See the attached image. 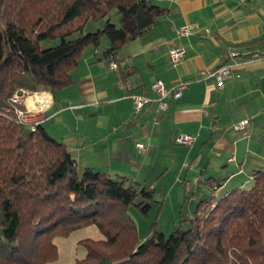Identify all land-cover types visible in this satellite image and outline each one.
<instances>
[{"label": "trees", "instance_id": "obj_1", "mask_svg": "<svg viewBox=\"0 0 264 264\" xmlns=\"http://www.w3.org/2000/svg\"><path fill=\"white\" fill-rule=\"evenodd\" d=\"M167 11L152 0H0V264H52L54 238L90 225L103 237L83 239L87 253L76 264H264V168L250 185L202 199L188 228L142 237L130 207L148 214L154 188L91 166L79 171L44 123L18 118L17 88L56 93L74 83L87 46L108 39L99 57L116 61Z\"/></svg>", "mask_w": 264, "mask_h": 264}, {"label": "crops", "instance_id": "obj_2", "mask_svg": "<svg viewBox=\"0 0 264 264\" xmlns=\"http://www.w3.org/2000/svg\"><path fill=\"white\" fill-rule=\"evenodd\" d=\"M152 1L168 11L142 36L127 42L122 54L118 51V68L99 57L108 42L103 49L89 45L73 71L74 83L56 93L28 96L22 104L44 108L42 123L69 146L78 166L110 173L115 161L141 166L165 149L169 153H163V163L155 162L162 174L169 171L168 166L160 168L178 145L186 148L179 159L185 180L203 181L204 194L219 197L251 184L253 171L264 168V0ZM191 23L198 28L178 33ZM174 46L185 50L177 64L169 56ZM225 62L231 63V76L219 88L215 77L205 72ZM156 79L167 86L179 80L189 83L180 97L168 98L164 113L158 112L155 100L136 111L129 94L155 98L151 84ZM244 118H250V137L235 129ZM179 133L195 139L177 144L174 137ZM114 170L116 176H127Z\"/></svg>", "mask_w": 264, "mask_h": 264}, {"label": "rangeland", "instance_id": "obj_3", "mask_svg": "<svg viewBox=\"0 0 264 264\" xmlns=\"http://www.w3.org/2000/svg\"><path fill=\"white\" fill-rule=\"evenodd\" d=\"M109 16L115 23H118L120 16L116 13V10H113ZM105 21L106 18L98 21H89L84 32L95 31L103 27ZM78 35L79 33H74L72 37H77ZM107 42L108 39L103 40L100 45L101 49L106 47L105 45H107ZM52 44H54V42H48L46 45ZM121 52L122 50H120V54H122ZM103 63L107 64V60L105 59ZM105 69L107 70L106 67ZM112 75L114 76L115 72H113ZM105 77L104 82L105 85H107V73ZM32 96L34 97L36 94H32ZM26 108L36 111L40 110L42 107L33 106L24 107L23 109ZM104 109L107 113V103ZM41 111L44 113V108H42ZM185 149V146L177 145L176 149L170 153L172 156L168 157L167 164L160 168L164 170L168 166L169 171L165 169L162 174H160L162 170H159V167L157 168L155 162L158 161L157 163H163V161L160 160L163 157V153H169L165 149L164 152L157 154L155 158H152V161L145 165L142 164L139 166L137 163L133 162L125 165H118L116 161L111 165V167H113V170L110 172L112 176H116L117 173L114 169L117 168L120 171L126 172L128 177L141 183L146 188L155 189L154 199L150 201L151 207L148 214L143 213V211L134 204L130 207L131 216L135 220L139 234L142 237L155 231H161L169 235L173 229L180 225L184 229L188 228L189 222L185 219L188 216H193L198 203L208 196V194L202 192L204 186L200 187L203 181H198L197 178L193 177L191 180H185L184 178L185 171L182 172L179 159ZM180 150L183 151L180 153ZM84 167L83 164H79V171H82ZM165 171L168 172L165 174ZM248 185L250 184H247V186ZM102 237L103 234L96 225L76 229L68 236H56L54 242L58 247V259L52 264H76L77 259L83 258L87 253L86 247L81 241L85 238L99 239Z\"/></svg>", "mask_w": 264, "mask_h": 264}, {"label": "built area", "instance_id": "obj_4", "mask_svg": "<svg viewBox=\"0 0 264 264\" xmlns=\"http://www.w3.org/2000/svg\"><path fill=\"white\" fill-rule=\"evenodd\" d=\"M197 28L198 25L196 23L186 24L178 29V33L180 35H186L191 33ZM184 55H185V50L179 46H174L169 50L170 59L174 64H177L179 61H181ZM229 55L235 56L236 52H229ZM110 65L112 68H118V63L115 60L110 61ZM128 69L131 71L132 67H129ZM205 73L207 76H214L215 79L217 80L219 88H222L225 82L231 76V63L225 62L220 66H218L217 68H215L214 70L207 71ZM188 83H189L188 80H179L178 82L170 86H167L162 79H156L151 84V87L156 94L155 98H151L141 93H131L129 94V97L136 111L143 110L147 106V104L155 100L157 102L158 112L164 113L169 107L168 98L180 97L183 90L187 87ZM32 94H36V93L35 92L32 93L25 89L17 88L13 95V98L16 102L21 103L24 100V98L28 96H32ZM41 110L42 108L36 111L30 110L28 108L26 109L17 108V115L21 121L29 123L32 126H34L35 124L42 123L46 119L45 114ZM157 118L158 116H156L155 119ZM249 124H250V118H244L235 124V129L241 131L243 135L250 137L251 130L248 126ZM194 139L195 136L190 133H179L174 137V141L177 144H183V145L191 144L194 141ZM137 145L140 149L145 150L144 144L138 143Z\"/></svg>", "mask_w": 264, "mask_h": 264}, {"label": "bare ground", "instance_id": "obj_5", "mask_svg": "<svg viewBox=\"0 0 264 264\" xmlns=\"http://www.w3.org/2000/svg\"><path fill=\"white\" fill-rule=\"evenodd\" d=\"M44 98V97H43Z\"/></svg>", "mask_w": 264, "mask_h": 264}]
</instances>
